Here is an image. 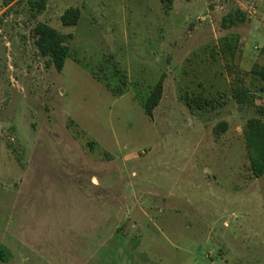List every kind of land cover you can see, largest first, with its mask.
Segmentation results:
<instances>
[{"label":"rangeland","instance_id":"obj_1","mask_svg":"<svg viewBox=\"0 0 264 264\" xmlns=\"http://www.w3.org/2000/svg\"><path fill=\"white\" fill-rule=\"evenodd\" d=\"M28 1L0 0V264H264L243 133L263 84L240 74L255 105H238L220 52L239 35L234 69L263 63L264 0ZM44 23L71 36L62 72L37 49Z\"/></svg>","mask_w":264,"mask_h":264},{"label":"trees","instance_id":"obj_2","mask_svg":"<svg viewBox=\"0 0 264 264\" xmlns=\"http://www.w3.org/2000/svg\"><path fill=\"white\" fill-rule=\"evenodd\" d=\"M17 0H4L9 5ZM31 10L37 14H42L48 4V0H29ZM81 19V10L79 8H69L61 17L64 27H75ZM247 21V15L241 10L227 15L222 22L224 29H230ZM37 34V49L40 55L46 58L47 66L54 67L58 72H62L65 63L70 54V46L68 40L71 38L61 34L58 30L47 23L39 26ZM241 37L239 35L226 36L220 41V52L226 63V70L231 75L236 74V79L232 83V96L240 106H254L255 101L250 96V88L246 85L244 77H251L252 80L261 82V93H264V61L256 63L250 72L243 73L235 70V60L239 50ZM264 60V51H263ZM166 74H162L160 79L152 88L147 99L142 103L146 114L152 118L155 109L160 105L165 91ZM260 113H264V105L259 108ZM227 124L220 123L218 129L226 130ZM245 145L250 161V169L254 178L260 179L264 177V121L258 118H250L244 129Z\"/></svg>","mask_w":264,"mask_h":264}]
</instances>
